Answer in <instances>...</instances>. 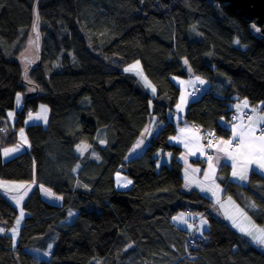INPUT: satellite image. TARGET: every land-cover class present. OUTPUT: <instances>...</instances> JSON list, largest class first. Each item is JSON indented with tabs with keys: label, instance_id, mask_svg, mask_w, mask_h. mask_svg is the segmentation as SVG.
<instances>
[{
	"label": "trees",
	"instance_id": "trees-1",
	"mask_svg": "<svg viewBox=\"0 0 264 264\" xmlns=\"http://www.w3.org/2000/svg\"><path fill=\"white\" fill-rule=\"evenodd\" d=\"M34 1L0 0V181L37 187L24 201L17 243L10 231L18 211L0 190V264H264V247L213 215L209 195L187 188L168 120L181 95L173 77L190 75L185 60L192 76L209 83L189 104L188 122L226 138L221 120L230 121L233 102L248 99L264 112L261 28L217 0H41V64L27 69L34 59L24 46L31 43L38 60ZM137 60L154 94L124 72ZM19 92L25 108L47 105L49 122L25 125L28 115L18 112L15 125L26 127L30 149L5 161L3 147L16 142V132L3 121ZM151 111L162 128L128 160ZM83 143L92 150L77 152ZM161 153L171 160L159 166ZM230 171L223 164L216 178L224 197L264 228V177L253 171L243 186ZM117 172L133 180L130 189H116ZM71 210L77 214L69 224ZM181 212L207 218V231L192 244L173 221ZM50 246L48 259L30 252Z\"/></svg>",
	"mask_w": 264,
	"mask_h": 264
},
{
	"label": "crops",
	"instance_id": "crops-1",
	"mask_svg": "<svg viewBox=\"0 0 264 264\" xmlns=\"http://www.w3.org/2000/svg\"><path fill=\"white\" fill-rule=\"evenodd\" d=\"M189 74L191 77L192 74L191 73ZM189 80L192 81L193 85L192 84L189 85L188 82L183 80H179V79L175 80V83L181 88V95L178 102L180 107L178 108L177 107L178 104H177L176 105L177 110L175 107L174 112L168 114L169 122L173 123L175 127V134L169 138V142L171 144H174L182 148V154L180 155L179 159L184 167L185 177L187 181L186 183L187 188L195 187L196 189L203 191L204 193L209 195V197L213 201L215 200L216 202L214 201V203H219L220 200L223 201V199H225L224 188L221 185H219L216 180L218 170L223 164H227L231 167L230 180L238 184H241L243 186L249 184L251 173L253 171L264 177V169L258 168L257 164L255 163L248 166V171L246 172L247 175L246 180H241L239 179L238 176H233L232 172L234 169L232 165L234 161L227 157L225 151L218 150L223 148L226 149L228 152L233 153V155H237V148L234 147V143L238 141V137L236 139L233 138V129L235 128L236 132L238 133L242 131L245 126L249 124L248 117H245L243 113L244 110L252 113L253 121H257L259 116L264 115V112L262 111V104L258 105L257 110H251L249 106L253 104H251L248 99H242L241 101L233 102L235 104L231 105V108L237 112L235 119L230 121L221 120L223 126L230 131L229 136L226 138L221 137L217 139V144L212 150L213 167L210 168L209 163L206 166H201L200 163H201V159L204 156V150H205L202 133L200 131V128L196 124L188 122L185 117L189 104L193 100H195V98L192 96L193 88L195 86L207 87V83H205V81L202 79H197L194 77ZM201 81H203V83H201ZM202 90L205 91L204 89ZM245 101H247V106H245L244 104ZM29 117L30 116L27 117L25 121V125H32V124L47 125L50 117L49 107L47 105L41 104L37 108L36 112L31 115L32 118L30 119ZM37 117H39V119H37ZM255 126L257 128L256 134L259 135L260 134L259 130L261 128H264V124L257 122ZM161 128H162V124L156 123L153 130L154 134H157L161 130ZM145 132H147L146 129L142 133L137 143L131 148L128 154V160L138 157L144 151L145 147H147L148 144L146 143L143 146L142 150L139 149V146L142 145V141H143L142 136H145ZM229 140L232 141L231 145L222 143L223 141H229ZM14 155H16V152H14L13 150L8 151V149H5V147L3 148L2 157L4 160ZM169 158L171 159V155L169 153H164V154L161 153L160 160L162 159L165 160V162H167ZM239 159L240 157L237 155V161H239ZM235 170L238 172L242 171V168L239 166V163ZM204 177H206L205 180ZM209 182L212 183L213 188L210 187L211 185H208ZM15 184H20V185L14 187ZM35 188H37L35 184L26 185L20 182L17 183L12 181H5V180L0 181V190L2 191L6 199L18 211V214L21 213V211H23V204L25 199L34 191ZM40 191L49 202H51L54 205H61L62 203L61 197L53 195V193L49 189L44 187H40ZM212 195H214V197ZM240 212L241 210H239V213ZM222 217L224 222L228 223L225 216ZM21 226L22 225L20 224L19 226H17L16 229L17 230L20 229ZM1 232L4 233V229H2ZM188 232H190V234L192 232L193 234L198 235V233H196L195 230H191V231L188 230ZM34 251L32 252L34 253ZM51 252H52V246H50V248L47 251L48 258L50 257ZM34 255L37 254L34 253Z\"/></svg>",
	"mask_w": 264,
	"mask_h": 264
},
{
	"label": "rangeland",
	"instance_id": "rangeland-1",
	"mask_svg": "<svg viewBox=\"0 0 264 264\" xmlns=\"http://www.w3.org/2000/svg\"><path fill=\"white\" fill-rule=\"evenodd\" d=\"M30 45L24 46V54L27 55L28 57L30 56L31 58L34 59V62H36L33 46H32L31 43H30ZM184 66H185L188 74L191 73L189 64H188V62L186 60L184 61ZM124 72H126L128 74H132L133 76H135L137 78V80L140 82V85L142 86V88L145 91L147 90L146 92H149L150 94H154L155 93V91L153 92V88L155 89V87L152 84V82L150 81V79L144 73V70H143V67H142V63H141L140 60L134 61V62L130 63L129 65H127L124 68ZM144 78H146L147 82L145 81ZM194 78L202 79V80L205 81V83H207V87H201L202 89L207 90L209 88V83H208V81L206 79H204L202 77H197V76H194ZM177 79L186 81V82L189 83V85H191V84L193 85L192 81L189 80V77H179V76H174L173 77V81L174 82ZM149 84H150V86H149ZM202 92H203V90H202ZM200 94H202V93H200ZM18 97L20 98L19 104L17 103V98ZM23 100H24V93L19 92L17 94V97H16L14 109H11V110H9L7 112L8 117H7L6 120L3 121L4 125L9 130V134L13 130L16 132V142L13 145L5 146V149L13 150L14 152H16V155H19L22 152L27 151V149L28 150L30 149V140H29V137H28V134H27V131H26V127H17L15 125L16 121L18 120L19 108L23 105ZM233 104H235V103H232L231 105H233ZM249 108L251 110H257L258 109V105H254L253 104V105H250ZM176 110H177V107H176ZM151 112L152 113L150 115V121H149L147 127L145 128L147 130V132H145V136H142L143 137L142 145L139 146V149H141V150H142L143 146L146 143H148V141L150 140V137L153 136V135H156V134H154L153 130H154V127H155L156 123H158V121H157L156 116L153 114V111H151ZM245 112H246V110H244L243 113H245ZM10 113H11V115H10ZM239 113H238V115H239ZM28 116H30V115H28ZM27 117H26V119H27ZM200 130H201V128H200ZM4 137L7 138L8 135H5ZM101 144L105 145L104 142L101 143ZM90 149L92 150V147H90L88 144H84V143L80 144L79 146H77V150H78L77 152H79L81 154H83L85 150H86L85 153H87L88 151H90ZM16 155L11 156L10 158H8L6 160L12 159ZM93 155H94V153H93ZM170 160L171 159L169 158L168 161L165 162V160L161 159L159 166L162 165V164H165V163H169ZM120 170H122V169L120 168ZM205 179H206V177H204V180ZM129 180L131 181L130 184L127 183ZM19 185L20 184H15L14 187H17ZM208 185H211L210 187L213 188L211 182H209ZM115 186H116V189H118V190H128V189H130L133 186V180L128 175H126L124 172H117V174L115 175ZM212 196L214 197V195H212ZM220 203H222V204H220ZM237 210H238V213H237ZM239 210H241L240 213H239ZM211 213L213 215H215L216 217L220 218L221 220H223L222 216H225L226 220L228 221V224H230L231 226L233 225V229H235L237 232H239L240 234H243V235H245V234L242 233L239 230V227L236 226V225H239L241 227H245V228H247L249 230H253V231L257 230V229H264V228L260 227L258 224L255 223V221L251 218V216L248 215L242 209V206L239 205L237 203V201L233 197H227V198L223 199V201L220 200L219 203H214L212 208H211ZM76 214L77 213L75 211H72V210L69 211L68 216H67V221L69 222V224H71L73 222V220L76 217ZM26 216H27V213L24 210L21 211V213H19L18 217H17V221H19V223H17V221H16L15 226L10 231V233L14 237L16 243L18 241V236H19V231H20V229L17 230L16 228H17V226H19L20 224L23 223V221L25 220ZM176 217H180V219L177 220V219H175ZM229 217H231V219ZM233 220L236 221V225L233 224ZM67 221H65V223H67ZM173 221L175 222V224L178 227H180V228H182V229H184L186 231L195 230L196 233H198V237H201L203 235V233L205 231H207V229H208L207 218L202 216V215L195 214V213L181 212L180 214H178L177 216H175L173 218ZM204 228H206V229H204ZM190 236L193 237V233L192 232H191ZM245 236H247V235H245ZM192 241L193 240L189 241L188 243L192 244ZM192 246H195V245H192ZM256 246L257 247H261V246H258V245H256ZM34 253L37 254V255H35V257H37V258L39 257L38 259H48L47 252L40 253V251L35 250Z\"/></svg>",
	"mask_w": 264,
	"mask_h": 264
},
{
	"label": "snow or ice",
	"instance_id": "snow-or-ice-1",
	"mask_svg": "<svg viewBox=\"0 0 264 264\" xmlns=\"http://www.w3.org/2000/svg\"><path fill=\"white\" fill-rule=\"evenodd\" d=\"M255 27V25H253ZM259 31V29H256ZM238 43V41H237ZM146 81V78H144ZM199 79V78H197ZM147 82V81H146ZM203 83V81H201ZM150 86V84H149ZM155 89L153 88V92ZM20 98H17V103L19 104ZM245 106H247V101L244 102ZM179 108L180 106L177 105ZM11 115V113H10ZM32 118L31 115L29 117ZM39 119V117H37ZM249 124L244 127V129L240 132H236L235 128L233 129V138L236 139L238 137V143L236 145L237 148V155L240 157L239 161H237V155H233V153L228 152L226 149H218L219 151H225L226 155L229 159L233 160L234 163L232 165L233 167V176H238L241 180H246L247 175L246 172L248 171V166L255 163L257 164L258 168L264 169V128H261L260 134L257 135V128L256 123L264 124V115H261L258 117L257 121H253L252 117L249 116ZM183 131V130H182ZM222 143L231 145L232 141H223ZM211 146V145H209ZM12 151V150H8ZM209 167H213L212 158L209 157L208 159ZM239 163V166L242 168V171L238 172L235 169L237 168ZM127 183H131L129 180ZM126 186V185H125ZM22 215V214H21ZM231 219V217H229ZM175 219L179 220L180 217H176ZM19 223V221H17ZM233 224L236 225V221L233 220ZM239 227V230L244 233L245 235L249 236L251 238V241L255 243L258 246L264 247V229H257V230H249L245 227H241L239 225H236ZM2 231V229H0Z\"/></svg>",
	"mask_w": 264,
	"mask_h": 264
},
{
	"label": "water",
	"instance_id": "water-1",
	"mask_svg": "<svg viewBox=\"0 0 264 264\" xmlns=\"http://www.w3.org/2000/svg\"><path fill=\"white\" fill-rule=\"evenodd\" d=\"M221 2H226L232 11L239 12L241 16L246 18L248 21L255 22L258 27L261 28L262 33H264V0H217ZM41 0H35L33 5L34 22L32 27V33L36 38V47L38 50V60L36 62H30L27 69L33 65L41 64L42 48H41V35L37 28V23L39 21V4ZM22 75V79L24 78ZM29 97V95H28Z\"/></svg>",
	"mask_w": 264,
	"mask_h": 264
},
{
	"label": "built area",
	"instance_id": "built-area-1",
	"mask_svg": "<svg viewBox=\"0 0 264 264\" xmlns=\"http://www.w3.org/2000/svg\"><path fill=\"white\" fill-rule=\"evenodd\" d=\"M25 105H23L21 108H19V113H23L25 112L27 115H31L34 113V109L29 107V108H25ZM245 117H252V113L249 111H246L244 113ZM201 133H202V138H203V142L205 145V150H204V156L201 159V163L203 165H206L208 163V159L209 157L212 158V150L213 148L216 146L217 144V136L214 130L212 129H208V128H201ZM238 141H236L234 143V147L236 148ZM211 145V146H209Z\"/></svg>",
	"mask_w": 264,
	"mask_h": 264
},
{
	"label": "bare ground",
	"instance_id": "bare-ground-1",
	"mask_svg": "<svg viewBox=\"0 0 264 264\" xmlns=\"http://www.w3.org/2000/svg\"><path fill=\"white\" fill-rule=\"evenodd\" d=\"M188 77H189V79H192L194 76H191V77H190V75H189ZM205 91H206V90H205ZM205 91L202 92L201 87H199V86H195V87L193 88L192 96H193L195 99H197V98H199V96L201 95L200 93H204ZM231 110H232V113H231V115H230V120H234L235 117H236V115H237V112H236L235 110H233L232 108H231ZM226 121H227V120H226ZM196 238H198V235L195 236V239H196Z\"/></svg>",
	"mask_w": 264,
	"mask_h": 264
},
{
	"label": "clouds",
	"instance_id": "clouds-1",
	"mask_svg": "<svg viewBox=\"0 0 264 264\" xmlns=\"http://www.w3.org/2000/svg\"><path fill=\"white\" fill-rule=\"evenodd\" d=\"M34 113H35V110H34ZM32 115V114H31ZM198 126V125H197ZM199 127V126H198ZM201 128V127H200ZM218 139V138H217ZM205 146V145H204ZM202 164V163H201ZM208 164V163H207ZM196 236V234H193V237L192 236H190V239H189V241H191V240H193L192 241V243L195 241V239H194V237ZM32 251H34V250H32ZM32 251H30L32 254H34Z\"/></svg>",
	"mask_w": 264,
	"mask_h": 264
}]
</instances>
